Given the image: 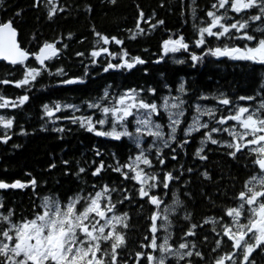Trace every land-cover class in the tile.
<instances>
[{
	"label": "snow or ice",
	"instance_id": "obj_1",
	"mask_svg": "<svg viewBox=\"0 0 264 264\" xmlns=\"http://www.w3.org/2000/svg\"><path fill=\"white\" fill-rule=\"evenodd\" d=\"M41 6L48 19L66 11L60 0H34L33 7ZM85 7L91 10V5ZM179 7L181 29H166L171 35L161 40L155 61L131 54L123 39L93 26L95 46L87 63L81 61L85 71L78 76L63 67L53 72L47 63L67 48L62 35L32 50L22 46L12 18L0 20V60L21 66L22 72L0 84L23 90L15 98L0 94V110L21 108L34 89L51 87L42 83L45 76L59 77L57 88L78 90L97 68L123 74L144 66L147 75L150 62L171 60L174 66L197 68L215 62L210 58L264 66V0H209L203 5L180 0ZM189 20L192 31L186 35ZM164 25L163 19L145 17L139 10L128 31L135 39ZM110 44L121 47L110 50ZM191 85L185 76L170 80L161 72L158 82L106 83L79 104L42 103L41 131L63 140L72 131L70 124L104 139L92 144L91 159L84 153L74 161L61 159L62 175L73 177L74 187L67 190L59 181L47 188V180L31 172L23 179L0 178V191L28 190L35 197L27 209L0 197V264H256L253 254L264 253V76L249 95L197 94ZM16 127L14 115L0 113V143L28 134L23 125L18 133ZM120 145L123 155L115 150ZM193 145V161L205 162L209 152L219 151L235 163L227 184L223 177L213 181L206 168L185 167ZM56 167L54 161L48 164L49 171ZM197 174L214 183L215 190L208 192L203 184L194 188L192 176ZM198 197L208 207L197 222ZM133 209L144 222L135 250L129 246ZM209 237L212 246L205 251Z\"/></svg>",
	"mask_w": 264,
	"mask_h": 264
},
{
	"label": "trees",
	"instance_id": "obj_2",
	"mask_svg": "<svg viewBox=\"0 0 264 264\" xmlns=\"http://www.w3.org/2000/svg\"><path fill=\"white\" fill-rule=\"evenodd\" d=\"M33 2L34 0H3V3H0V20L12 18L14 26L18 29L22 46L32 50H35L38 44L44 41H54L62 35L63 43L67 44V48L63 50L59 59L47 63L53 72L57 67H63L71 76L81 75L85 71L81 61L87 63L89 50L95 46L93 26L96 31L116 35L123 39V47H126L131 54L142 55L149 61H155L156 55L160 51L161 40L171 35L166 29H181L183 19L179 7L180 0H115V3H112L111 0H60L66 11L57 14L53 19L47 18L44 6L35 8ZM208 2L209 0H199L201 5ZM86 5H91L90 11L86 9ZM139 10H143L145 17L154 15L155 19H163L165 25L154 31H148L147 35H140L135 39L130 38L131 33L128 30L134 29ZM17 11H20L19 16L15 15ZM190 23L189 20V26L183 29L186 35L191 34ZM141 25L147 27L143 22ZM68 33H72L71 39H68ZM33 35H35V40L32 39ZM109 47L110 50H115L121 46L110 44ZM145 48L148 49V52H143ZM77 52H83L85 56L79 57L76 55ZM32 59L31 57L29 60ZM210 59L215 62L204 63L197 68L174 66L171 60L159 64L150 62L147 65V75L143 71L144 66H140L131 73L124 72L123 74L115 71L100 73L97 68L86 87L78 90H74V86L57 88L55 84L59 77L45 76L42 83L51 87L34 89L30 102L21 108L0 110V113L15 116L17 124L15 132L18 133L19 125H23L28 133L27 135H13L7 144L0 143V178L8 181L16 178L23 179L25 173L31 172L33 175L40 176L42 180H47V188L55 187L59 181L61 188L67 190L74 187L73 177L62 175L64 167L60 163L61 159L74 161L81 158V153L85 154L86 159H91L92 154L89 149L92 144L103 141L104 138L94 137L70 124L68 127L72 131L65 134L63 140L58 139V134L55 132L41 131L42 103L66 100L79 104L81 99L89 93L95 95L106 83L124 86L153 83L158 82L161 72L167 73L170 80L175 79L178 75L185 76L192 82L191 86L196 89L197 94L200 92L215 94L220 91L229 95L233 93L249 95L253 94V89L259 86L261 77L264 76V66L259 64L227 61V58ZM21 75V66L0 62V80H14L20 78ZM0 94L15 98L22 95L23 90L16 88L14 84H0ZM113 143L118 144L119 142ZM13 144H19L21 147L14 149ZM194 147L195 145L188 149L189 155L186 158L185 167L206 168L212 174L213 181H221L223 177L222 183L227 184L229 170L236 171L235 163L219 151L209 152L208 160L205 162L193 161L191 153ZM115 150L119 151L121 155L124 154L123 145ZM184 160L185 158L182 157L181 161L184 162ZM53 161L57 167L49 171L48 164ZM240 174L243 175V171ZM192 180L194 188L198 189L203 184L208 192L215 190L216 185L201 181L199 174L192 176ZM0 197L14 204L17 209H27L30 206V197L35 199L32 192L28 190L0 191ZM207 207L208 205L198 197L195 206L197 222L205 214ZM132 224L134 227L129 232V246L135 250L138 239L143 236L141 229L144 224L142 219L137 220L135 209L132 210ZM211 246L212 238L209 237L205 251ZM257 259L259 260V258ZM258 264H264V262L260 261Z\"/></svg>",
	"mask_w": 264,
	"mask_h": 264
},
{
	"label": "flooded vegetation",
	"instance_id": "obj_3",
	"mask_svg": "<svg viewBox=\"0 0 264 264\" xmlns=\"http://www.w3.org/2000/svg\"><path fill=\"white\" fill-rule=\"evenodd\" d=\"M253 256L256 261V264H258L260 261L264 262V253H261L259 250H257V252L253 254ZM257 258H259V260Z\"/></svg>",
	"mask_w": 264,
	"mask_h": 264
},
{
	"label": "water",
	"instance_id": "obj_4",
	"mask_svg": "<svg viewBox=\"0 0 264 264\" xmlns=\"http://www.w3.org/2000/svg\"><path fill=\"white\" fill-rule=\"evenodd\" d=\"M18 39H19V34H18ZM30 58H31V57H30ZM30 58H29V59H30ZM0 62H3V61H2V60H0ZM4 62H5V61H4ZM6 63H8V62H6ZM8 64H9V63H8Z\"/></svg>",
	"mask_w": 264,
	"mask_h": 264
}]
</instances>
